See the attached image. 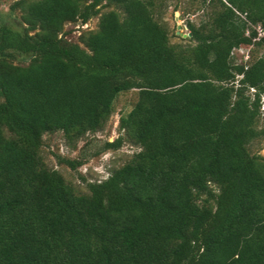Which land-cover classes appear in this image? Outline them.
I'll return each instance as SVG.
<instances>
[{
    "label": "trees",
    "instance_id": "16d2710c",
    "mask_svg": "<svg viewBox=\"0 0 264 264\" xmlns=\"http://www.w3.org/2000/svg\"><path fill=\"white\" fill-rule=\"evenodd\" d=\"M213 1L187 45L169 42L153 0L12 2L17 17L0 21V264H264V158L248 151L264 141V51L234 58L264 44V0ZM131 90L122 135L104 144L126 137V162L83 192L46 167L42 135L96 132Z\"/></svg>",
    "mask_w": 264,
    "mask_h": 264
},
{
    "label": "rangeland",
    "instance_id": "374dc122",
    "mask_svg": "<svg viewBox=\"0 0 264 264\" xmlns=\"http://www.w3.org/2000/svg\"><path fill=\"white\" fill-rule=\"evenodd\" d=\"M14 0H0V21L12 22L17 17L16 13L9 12V6ZM155 3V15L166 27L171 44H193L188 40L187 24L198 26L209 20L212 10H215L213 0H153ZM110 8H102L106 11ZM96 18H90L82 28L91 30L95 28ZM78 23L67 24L64 29H71L69 40L77 42V36L82 30ZM264 38V37H263ZM256 41V40H255ZM264 44L261 47L251 46L234 52L236 62L248 63L252 58L261 56ZM136 91L131 90L119 94L115 101L113 112L108 121L94 133H87L76 141L67 140L61 132L44 134L41 137L39 156L46 167L57 171L64 180L76 190L83 192L86 182L101 181L109 173L126 162L131 154L137 151L126 137L116 150H105L106 142L114 141L122 135L117 130L118 117L128 111L135 101ZM262 110V109H261ZM263 112V110H262ZM257 128H264V117L261 115ZM250 154L256 153L264 158V141H255L248 147ZM60 160H70L79 163L75 169H70Z\"/></svg>",
    "mask_w": 264,
    "mask_h": 264
},
{
    "label": "built area",
    "instance_id": "2783aa9c",
    "mask_svg": "<svg viewBox=\"0 0 264 264\" xmlns=\"http://www.w3.org/2000/svg\"><path fill=\"white\" fill-rule=\"evenodd\" d=\"M255 31H256V40L264 37V31L260 28V26H256L254 27Z\"/></svg>",
    "mask_w": 264,
    "mask_h": 264
}]
</instances>
